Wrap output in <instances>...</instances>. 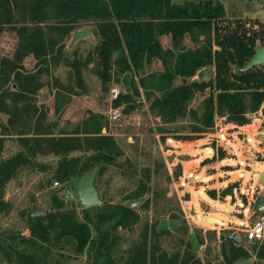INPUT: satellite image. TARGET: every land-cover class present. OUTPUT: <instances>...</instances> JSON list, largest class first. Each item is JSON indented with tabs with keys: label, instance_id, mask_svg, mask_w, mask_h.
<instances>
[{
	"label": "trees",
	"instance_id": "16d2710c",
	"mask_svg": "<svg viewBox=\"0 0 264 264\" xmlns=\"http://www.w3.org/2000/svg\"><path fill=\"white\" fill-rule=\"evenodd\" d=\"M84 24L94 25L97 43L84 56L75 50L68 57L65 40ZM6 29L15 34L16 47L11 58L0 60V113L7 116L6 122L0 121V212L12 209V204L4 199L7 182L37 155L59 157L49 181L65 184L94 168L98 176L103 175L124 154L108 130L102 133L106 122L100 113L88 111L87 117L72 130L54 133L56 122L48 121L47 107L37 102L36 94L46 85L43 77L60 66L68 71L65 82L54 79L56 115L73 95L86 91L83 70L90 64L103 89L108 84L120 83L121 76L130 72L131 93H119L112 100V107H122V112L128 114L137 107L134 98L143 97L149 113L160 120L157 128L160 134L168 132L165 127L168 124L187 122L188 130L176 135L175 140L200 138L214 128L217 117L244 125L251 114L261 110L264 115V72L260 67L240 70L253 55L257 43L264 44V21L227 17L220 2L0 0V35ZM166 34L170 42L164 47L160 38ZM28 56L35 59L33 70L25 69L23 61ZM156 62L160 69L144 72ZM209 66L214 70L213 78L192 79L198 70ZM178 78L182 81L176 83ZM207 89L210 93L197 107H192L195 94ZM8 138H14L21 150L2 157ZM73 151L82 155L67 156ZM217 154L219 159L224 157L220 149ZM39 167L42 171L49 168L45 164ZM236 187V183H230L220 191V196L232 195ZM147 189L146 183H139L123 202H102L95 206V235L86 221L78 219L74 208H64V202L54 192L48 212L36 217H27V211L22 213L29 237L19 238L31 245L43 243L46 251L51 243L69 238L76 254L87 247L92 250V264H117L112 251L121 239L118 230L130 229L141 219L139 211L124 202L139 199ZM206 192L213 199L217 197L215 189ZM148 205L146 200L141 207ZM83 214L84 219H90L87 208H83ZM149 229L158 234L153 225L145 223L141 233L143 243ZM253 249L256 257L264 261V242L253 244ZM221 252L223 260L219 264H237L239 259L249 257V251L242 244L235 245L230 237L221 243ZM17 255L23 262L35 263L29 255L19 252ZM128 264H202V261L192 250L181 255L175 252L168 260L160 259L151 250L149 258L144 251H138Z\"/></svg>",
	"mask_w": 264,
	"mask_h": 264
},
{
	"label": "rangeland",
	"instance_id": "374dc122",
	"mask_svg": "<svg viewBox=\"0 0 264 264\" xmlns=\"http://www.w3.org/2000/svg\"><path fill=\"white\" fill-rule=\"evenodd\" d=\"M173 1L183 2V0ZM217 1L226 6L235 4L239 8L240 14H246L245 12L251 14L253 6L264 5V0ZM85 27L90 29L91 35L78 40L72 47L69 44L73 31L66 38L65 53L68 57H72L75 50L84 56L97 43L98 37L94 25L84 24L77 29ZM160 41L164 47H167L170 42L165 35L160 38ZM15 47L16 36L11 30L6 29L0 35V60L2 57L11 58ZM23 63L26 70H33L35 59L33 56H28ZM207 68L208 77L206 80L214 76L213 68L210 66ZM151 69H155V64L147 66L144 72ZM67 71L66 67L60 66L53 69L50 75L44 76L43 81L46 85L37 91L36 100L38 103L46 105L48 121L56 122L55 134L72 130L83 118L87 117L88 111L104 116L106 122L104 133L108 130L115 137L124 150V154L117 158L115 165L108 166L103 175L98 176L97 173L94 175V185L101 201L123 202L124 197L139 183H146L148 188L146 193L139 198L140 202L136 207L141 215L140 221L130 229L118 230L121 239L112 251L117 264H128L131 257L138 251H144L149 258L151 250L154 251L155 256H160V259L163 260H168L169 256L175 252L181 255L185 251L192 250L202 261V264H219L223 260L221 243L233 234L238 235L240 244L249 251V257L239 259L237 264L264 262L256 257L253 244L244 239L243 232L237 229L235 224L242 226L254 219L246 220L247 216L244 217L240 212L242 206L244 208L246 205L244 203L246 193L248 195L257 190L258 186L264 191V185L258 182L260 173L264 171V162H261L264 161V154L251 156V158L239 157V160L234 161L236 158L224 152V156L228 159L217 160L209 166V169L198 174V169H200L198 162L193 160L185 163L175 159L178 154L176 148L171 146L174 143L171 140H175L176 135H181L188 130L187 122L168 124L165 126L168 132L160 134L157 130L161 125L160 120L159 118L155 120L154 116L148 113L145 106L147 102L142 103L143 97L134 98L133 102L137 107L131 113L121 115L118 120L111 119L110 104L107 101L110 89L115 87L122 93L124 85L121 81L117 84H108V88L103 89L100 80L92 73V64L83 70L86 91L73 95L70 103L59 115H56L53 111L54 79L58 78L65 82ZM192 79H198V77L195 75ZM180 81L182 79L178 78L176 83ZM127 93H131V91ZM209 93L208 89L197 92L191 101V106L197 107L202 98ZM6 119L7 116L0 113V121L6 122ZM227 143L225 141L223 144ZM178 145L192 146V143H179ZM230 146L232 145L230 144ZM232 148L234 149V147ZM19 150L21 147L17 141L14 138H8L5 141L2 157H8ZM227 151L232 152L228 148ZM203 152L206 154L207 150ZM190 153L191 155H181L180 159L194 158V152ZM79 155H82L79 151L67 154V156ZM58 158V156L52 155H37L31 163L19 168L7 182L4 199L12 204V209L9 212H0L1 264H31L21 261L18 258V252L29 255L35 261L34 264H92V250L87 247L82 253L76 254L73 242L69 238L51 243L47 247V251L44 249L45 244L43 243L31 245L22 242L19 238L20 236L29 237L26 217L22 213L30 211L33 206L42 212L41 215L48 212L51 195L54 192L64 202V208H74L78 219L86 221L93 235L96 233L94 215L97 210L95 207L87 208L90 219H84L83 208L78 204L72 180L65 184L61 183L60 186H55L54 180L49 181L52 167H55ZM252 158V162L255 163L253 167L246 163ZM40 164L48 165L49 168L42 171L39 167ZM251 167L254 170V175L253 172H250ZM230 170L232 172H225ZM212 173L217 174L209 180L203 179V176ZM225 183L237 184L230 198L220 196V189ZM199 188H201L202 194L198 191ZM211 189H218L215 201L206 198L208 194L206 191ZM146 200L149 201V205L147 208H142L141 204ZM221 202L227 203V205H221ZM210 214L214 219L205 220V216H210ZM246 214L248 215V212L244 215ZM234 217L242 220L245 218L246 221L236 222ZM145 223L149 226L153 225L158 232L154 235L149 229L146 244L141 239ZM201 239L202 242H200ZM155 244L158 246L157 248L154 247ZM164 254L167 256L164 257Z\"/></svg>",
	"mask_w": 264,
	"mask_h": 264
},
{
	"label": "crops",
	"instance_id": "0c3cea01",
	"mask_svg": "<svg viewBox=\"0 0 264 264\" xmlns=\"http://www.w3.org/2000/svg\"><path fill=\"white\" fill-rule=\"evenodd\" d=\"M173 1V0H172ZM185 0H183L184 2ZM215 2L217 0H214ZM174 2V1H173ZM220 2V1H218ZM176 3V2H175ZM182 3V2H181ZM221 4L224 7V11L227 17H248V18H257L261 21H264V5H259V6H253L251 8L252 13L249 14L248 12H245L246 14H240V11L238 10L239 8L235 5V4H229L228 6L224 5L222 2ZM262 6V7H261ZM166 39L170 40L169 35H165ZM155 64V69H151V70H158L160 69V64L159 62L154 63ZM99 80V79H98ZM112 84H116V83H112ZM111 88V87H110ZM145 101H142V103H144ZM146 109L148 111V105L145 104ZM120 111L122 113V115H124L125 113L122 112V109L120 107ZM149 113V111H148ZM129 114V113H128ZM150 114V113H149ZM126 115V114H125ZM151 115V114H150ZM155 120H158V118L154 117ZM221 135H225V140L221 143H224L225 141H227V144H223L224 149L220 148V150L225 154H229L230 156H232L233 158H236L234 161L239 160V157H245V158H251V156H255V155H259V154H264V115L262 114L261 110L251 114L249 116V122L244 124V125H237L231 122H226L225 121V117H217L216 122H215V126L211 131L206 132L205 134H203L200 138L194 139V140H171L172 142H174L171 146L176 148V153L178 154V156L175 157V159H178L181 162H191V161H195L198 162L199 168L198 169V174H202L203 171H206L207 169H209V166H211V164L215 163V161L217 160H221L224 161L226 158V156H224L222 159H219L218 154H216V152L214 151V147L217 141V138ZM192 143V146H179V143ZM230 144L232 146H230ZM234 147V149L232 148ZM227 148L230 149L232 152L229 153L227 151ZM204 150H207V153L204 154ZM190 152H194V158L191 159H180L181 155H191ZM216 156L215 158H212L213 156ZM232 160V158H229ZM253 161V158L248 162L249 165H251L253 167V165L255 164ZM246 162V163H247ZM262 163L264 161H261ZM202 163V165H201ZM204 163V164H203ZM250 172L254 173V170L252 169ZM239 170V169H237ZM234 170V171H237ZM245 172H247V170L244 169ZM225 172H232L230 171H225ZM198 174L196 175V178L198 177ZM217 174V173H216ZM215 173L212 174H206L205 177L203 176V179H207L209 180L212 176L216 175ZM202 177V176H201ZM202 179V178H201ZM229 182V181H227ZM230 183H225L224 186L221 187L220 190L224 189L225 187H227V185H229ZM214 186V185H212ZM215 188V187H214ZM218 188V187H217ZM216 190V195L218 194V189ZM203 191V190H202ZM206 195V194H205ZM207 199L215 201V199L211 198L208 194L206 195ZM202 198V195L200 196ZM227 197H232V195H226L225 198ZM246 205H244L245 207L241 209L240 214H242L244 217L248 216L247 214L244 215L245 213H249V211H246L247 209H250L249 206V194L247 195L246 193ZM224 198V197H223ZM204 201H206L205 199H202ZM207 202V201H206ZM248 204V205H247ZM221 205H227L226 204H221ZM214 209V208H213ZM216 211V210H214ZM246 211V212H245ZM213 214V213H212ZM209 215H206L205 217L207 218ZM236 222H241V221H246L249 218L246 217L242 220L240 218H236ZM210 219H214V217H212V215L210 214ZM209 219V220H210ZM229 221H232L230 219H228ZM237 229L241 228V225L235 223Z\"/></svg>",
	"mask_w": 264,
	"mask_h": 264
},
{
	"label": "water",
	"instance_id": "95a60500",
	"mask_svg": "<svg viewBox=\"0 0 264 264\" xmlns=\"http://www.w3.org/2000/svg\"><path fill=\"white\" fill-rule=\"evenodd\" d=\"M216 4L218 1L215 2ZM91 35V31L89 28H81L73 31L72 39L70 41L69 46H73L75 42L81 40L83 38L89 37ZM264 63V45L263 46H256L254 48V53L251 58L246 62V64L240 68L241 71H245L251 69L253 67L259 66ZM196 76L199 80H206L208 77V68L204 67L197 71ZM131 75L130 73L126 72L122 75L121 81L124 85V93L131 91L130 85ZM186 82V79L183 80ZM105 132V128L102 129V133ZM96 173V168L92 169L87 175L81 178H73L72 182L74 185V190L76 194V198L78 204L81 208H90L101 205L102 201L98 195V191L94 185V175ZM259 183L264 185V171L260 173V177L258 179ZM264 201V195L258 194L255 200L252 203V206L249 209V215H255L260 209L262 203ZM140 199L136 200H126L124 202L125 206H128L132 209H136L137 205H139ZM42 212L39 211L36 206H33L30 211L27 212V217H36L41 215ZM208 218V217H207ZM230 239L235 245H239L240 241L238 240V235L233 234L229 235Z\"/></svg>",
	"mask_w": 264,
	"mask_h": 264
},
{
	"label": "built area",
	"instance_id": "2783aa9c",
	"mask_svg": "<svg viewBox=\"0 0 264 264\" xmlns=\"http://www.w3.org/2000/svg\"><path fill=\"white\" fill-rule=\"evenodd\" d=\"M264 44L261 43H257L256 46H263ZM257 67V66H256ZM258 67H260L262 69V71L264 72V63L259 65ZM119 90L115 87H112L110 89V96L109 99H107V101L110 104V113H111V119L113 120H118L122 113L120 111V107H112V100L117 98L118 94H119ZM225 135H221L220 138H217L215 147H214V151L218 152V149L223 148V142L225 140ZM246 160V159H244ZM248 164V162H247ZM54 185L55 186H60L61 183L58 181H54ZM260 189V190H259ZM263 194L264 195V191H262V189L258 186V189L251 192L249 194V206H252L253 201L255 200L256 196L258 194ZM248 205V204H247ZM249 219L254 218L252 222H247V224L242 225L240 228V231L243 232V236L244 239L248 242V243H252V244H257L260 245L261 243L264 242V201L260 207V209L258 210L257 213H255V215H249L247 216ZM237 235V234H236ZM239 240V238H238Z\"/></svg>",
	"mask_w": 264,
	"mask_h": 264
}]
</instances>
